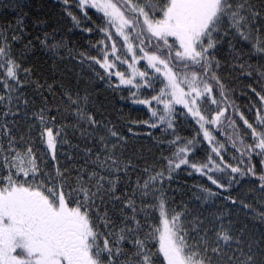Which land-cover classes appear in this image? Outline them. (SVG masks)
Returning a JSON list of instances; mask_svg holds the SVG:
<instances>
[{"label":"snow or ice","instance_id":"1","mask_svg":"<svg viewBox=\"0 0 264 264\" xmlns=\"http://www.w3.org/2000/svg\"><path fill=\"white\" fill-rule=\"evenodd\" d=\"M59 2L73 27L101 35L96 55L76 53L94 74L84 87L34 72L37 52L53 64L76 57L56 29L29 31L26 3L3 5L16 15L0 24V264H264V206L232 195L257 177L264 200V0ZM226 68L260 85L251 122L230 100ZM93 78L127 87L149 119L127 132L108 120ZM181 117L191 137L179 135ZM142 136L164 146L151 162Z\"/></svg>","mask_w":264,"mask_h":264},{"label":"trees","instance_id":"2","mask_svg":"<svg viewBox=\"0 0 264 264\" xmlns=\"http://www.w3.org/2000/svg\"><path fill=\"white\" fill-rule=\"evenodd\" d=\"M18 0H0V24L7 25L8 22L14 20L16 13L12 9L4 8V4H15ZM19 2L26 3L28 6L25 7L24 11L28 13L25 17V23L28 29L33 34H38L41 28H46L48 31L53 29L57 30V38H63L68 49H72V56L76 57L78 51L85 52L90 55H96V52L90 47V42H95L101 39V35L95 32L92 35L82 33L79 29L73 27V22L64 13L63 5L59 0H19ZM253 3L257 8L262 5V0H253ZM89 15L92 17L94 23H100V15L96 13L95 10H91ZM37 19H42L46 22L44 25H37L34 27V22ZM65 59L62 63L53 64L43 54L37 52L28 61L27 64L34 68V72L41 76L42 78L48 79L51 82L53 79L59 81L61 75L64 76V83L71 82L72 84L80 83L81 87H84L85 82L88 81L90 77H93V73L88 69L87 65L81 68L78 60L72 59L68 56V53H64ZM142 64L144 62H141ZM251 63L258 64L259 60L253 57ZM223 82L227 85L229 90L230 100L234 101L236 105L239 106L240 110L244 112L245 116L249 121L255 119L254 111L250 110L256 103V97L251 93L250 86L260 89V85L256 82L254 78L245 77L238 70L234 71L231 68H226L221 72ZM59 87V85H57ZM88 90L92 95V99L95 103L96 108L102 111L106 118L116 124L118 127L122 128L127 132V125L129 121H143L148 120L150 113L147 108L143 105L132 104L131 100L128 99L129 92L127 87L121 86L118 90H113L109 88L105 82L92 79V83L88 85ZM147 96L145 93L141 98ZM124 97V99H122ZM215 107V106H213ZM177 110L181 108L180 105L176 106ZM184 122L178 125V133L183 137H191L195 134L194 122L189 120H184ZM134 130L141 133H146L152 131L154 136H159L160 132L158 130L148 129L146 127H136L133 125ZM37 148L43 149V146L37 142ZM136 148H142L144 155L148 157L151 162L160 155V151L164 149L163 145L159 148L154 145L151 138L142 136ZM150 150V155H149ZM165 150V155H167ZM231 153L226 156V159L231 161ZM199 159L204 158V152L201 150L197 157ZM256 163V161H254ZM264 171V168L257 163V173ZM248 182L244 183L239 192L233 191V196H244L247 197L248 202L253 205L256 211H259L262 206H264V200L259 199L258 193H253V189L259 183L257 177L247 178ZM181 182H186L188 185L194 183H207L205 178L198 176H187L183 173L180 175ZM255 181L256 183H252ZM253 195L256 199H253ZM218 204H223L224 201H217ZM158 215V214H157ZM162 260V257H161Z\"/></svg>","mask_w":264,"mask_h":264}]
</instances>
